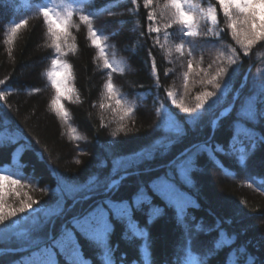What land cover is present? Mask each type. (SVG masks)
<instances>
[{
    "label": "trees",
    "instance_id": "1",
    "mask_svg": "<svg viewBox=\"0 0 264 264\" xmlns=\"http://www.w3.org/2000/svg\"><path fill=\"white\" fill-rule=\"evenodd\" d=\"M23 3L24 0H0V79L7 77L5 84L0 85V90L12 89L7 101H0V165L15 164L13 171L22 167L25 178L33 177L29 181L32 188L22 189L21 193L28 191L39 202L33 205L35 209L54 206L60 199L57 192L60 177L77 184H86L90 178L97 177L101 184L96 191L79 193L75 199L65 196L63 215L55 219V228L50 225L44 228L45 234L50 228L53 232L58 231L60 225L70 220L74 213L106 196H128L141 186L147 189L153 180L174 171L173 165L186 153L195 152L199 144L209 142L226 148L231 138V123L236 109L246 97L258 92L259 86L264 83V42L245 56L227 31L221 33L219 38H197L198 47L194 57L197 60L201 55L204 57L200 67L206 69L216 58L217 50H222L223 44L235 47L239 59L229 67L223 78L229 80V89L218 93V103L212 108L206 105L205 109L196 110L194 96L204 87L199 83L203 73L195 75L197 69L194 61L189 91L185 93L181 73L186 70L187 57H179L173 51L171 57L165 58L159 45H154L156 34L147 31L149 22L142 0H138L140 7L136 15L130 11L134 9L130 0H115L118 6L111 7L108 6L110 0H94L88 5L89 9H104L94 17V26L103 29V34L108 37L106 43L109 47L106 51L109 58L114 56L116 61L121 62L115 66L124 68L123 73H112L113 83L124 98L137 107L134 116L125 121L131 131L112 136L111 132L117 127V118L110 108L99 107L102 102L109 103L103 88L109 70L100 66L102 61L94 59L97 50L86 37V26L80 23L78 17H74L75 22L80 24L78 30L71 29L78 50L75 54L69 53L64 59L73 66L74 79L71 84L79 92L80 102L62 101L70 114L68 123H65L50 107L55 90L45 75L51 67L50 58L53 56V49L47 46L50 39L46 25L34 11L25 10ZM20 19H27L28 23L20 30L12 55L9 56L8 45L4 42L5 29L11 26L12 20L19 22ZM209 26L206 22L202 23L201 31H207ZM220 27H224L222 14ZM169 31L172 33L170 42L179 43L176 27L173 26ZM113 32L117 34L113 35ZM160 40L163 43L162 33ZM205 42L208 46L201 51L199 45ZM152 58L156 61V76L152 74ZM223 64L227 66L226 61ZM215 67L213 65V71ZM166 69L174 71L165 76ZM207 87L213 90L210 85ZM166 88L175 90L177 99L183 97L194 111L185 113L173 105L167 97ZM32 89L39 91L33 92ZM161 103L179 122L183 129L181 134L156 128L155 122L159 118L155 108ZM229 106L230 110L221 116V112ZM197 111L201 113L200 116L189 119L195 117ZM101 117L105 126L101 125ZM70 127L76 128L78 134L86 139L73 140ZM253 127L258 136L264 135V120L258 121ZM158 144L163 146L156 149ZM142 150H153V154L139 165L128 168L127 174L117 173V178L125 176L119 190L106 193L102 185L112 170V161ZM13 153H18L15 161L12 159ZM217 156L229 171L211 162L206 154H200L190 173L191 183H184L177 177L181 191L191 200L185 223H179L173 209L166 208L162 217L147 225L146 243L151 264H177V258L182 255L181 245L186 242L195 251L203 253L213 248L220 233L227 234L228 243L207 264H245L246 261L247 264H264V184L249 179V176L264 177V142L258 143L255 152L247 160L246 168L240 167L233 156L221 153H217ZM257 160L262 163L257 165ZM43 188L48 189L47 193L40 191ZM8 202L17 206L19 204L15 197H9ZM153 202L165 207L156 197H153ZM31 217V211L18 214V219L13 218L17 220L13 229L4 230L0 225V230H31ZM40 217L43 220L42 213ZM136 217L142 225L145 224L146 218L142 213L137 212ZM259 220L262 221L260 224ZM193 225L201 227L197 229ZM121 233L122 226L116 223L111 236L116 264H137L141 259L139 246L145 241L125 240ZM81 243L86 257H92L94 264H99L95 259L96 250L83 240ZM0 249L7 250L0 251V264H20L21 257L26 258L34 251L28 241L23 238L18 240L15 236L0 240ZM121 256L125 257L123 262Z\"/></svg>",
    "mask_w": 264,
    "mask_h": 264
},
{
    "label": "snow or ice",
    "instance_id": "2",
    "mask_svg": "<svg viewBox=\"0 0 264 264\" xmlns=\"http://www.w3.org/2000/svg\"><path fill=\"white\" fill-rule=\"evenodd\" d=\"M93 2L94 0H24L23 8L27 11H34L36 16L43 18L47 36L50 39L47 46L53 49V56L50 58L51 67L45 73L55 90V95L50 101L51 110L61 120L68 123L70 114L62 101L80 102L79 92L71 84L74 79L73 66L64 59L69 53L75 54L78 50L76 37L72 35L71 31L73 28L79 29L80 24L74 20V17H78L80 23L86 26V37L90 41V45L97 50L94 59L102 61L100 66L109 70L103 84L109 103L102 102L99 107L101 109L110 108L117 118V127L111 132L112 136H117L120 133L127 134L131 129L125 121L134 116L137 105L130 104L113 83L112 73H123L124 68L115 66L121 62L116 61L114 56L112 59L109 58L106 51L109 47L106 43L108 37L103 34V29H97L94 26V17L98 11L104 9H89L88 5ZM130 3L134 5V9L130 11L133 15L138 14L140 7L138 0H130ZM142 3L147 10L146 19L149 22L147 31L149 34H156L153 40L154 45H159L165 58L171 57L173 51L179 54V57H187L186 70L181 73L182 87L185 93L189 91L190 76L194 73V61L197 69L195 75L203 73V78L199 83L204 87L194 96L196 110H203L206 105L208 108H212L218 103L220 99L218 93L229 89V80L223 78L228 73L229 67L235 65L239 59L235 47L223 44L221 45L222 50H217L216 58L208 64L206 69L202 68L200 65L204 60L203 55L198 60L194 57V52L198 47L197 38H219L221 33L227 31L245 56H248L255 46L264 42V0H215L214 3L212 0H163L162 3L161 0H142ZM108 6L118 5L115 0H110ZM220 14H222L224 27H220ZM204 22L210 26L207 31L202 32L201 26ZM10 23L11 26L5 29L4 41L8 45L9 56L12 55L13 46L20 30L27 26L28 21L20 19L19 22L12 20ZM136 23L139 22L136 21ZM173 26L178 31L179 43L170 42L172 33L169 30ZM161 33L164 38L163 43L160 40ZM112 34L117 33L113 32ZM207 46V42L199 45L201 51ZM223 61L227 62V66H224ZM213 65H216L214 71L212 70ZM151 69L152 74L156 76L155 58H152ZM172 71L174 69H166L164 75L167 76ZM6 80L7 77L0 79V85H4ZM208 85L213 90H209ZM11 91V88L0 90V101L6 102ZM31 91L38 92L39 89ZM165 91L167 97L171 99V103L181 111L185 113L194 111L185 103L183 97L177 99L175 90L166 88ZM155 113L159 118L155 122L157 129L163 128L177 135L183 132L179 122L163 103L155 108ZM200 114L197 111L196 116L189 119H196ZM260 120H264V83H261L258 92L246 97L236 109L235 117L231 123V138L226 148L224 145H213L209 142L199 144L196 146L195 152L186 153L173 165L174 171L159 176L152 181L147 189L141 186L128 196H106L74 213L71 219L62 223L59 230L55 232L51 228H55V219L63 215L64 197L71 196L75 199L79 193L96 191L101 187L98 178L92 177L86 184H77L60 177L57 181V192L60 199L55 202L54 206L34 209L33 205L39 204V202L33 199L28 191L21 193L22 189L32 188L29 181L33 177L25 178L22 167L13 171V168L16 167L15 164L0 165V225L4 230L13 229L17 224V220L13 218L18 219V214L27 213L29 210L32 212L33 223L31 230L25 229L19 232L0 230V240L15 236L18 240L23 238L32 245L34 251L30 252L26 258L21 257L20 264H61V260L63 264H94L92 257H86L82 240L96 250L95 259L99 261V264H116L115 247L111 244V236L115 231L116 223H119L122 226L121 236L123 239L145 241L139 246L141 259L137 261V264H151L146 243L147 225L155 223L158 218L162 217L166 208L173 209L174 216L179 223H185L187 220V211L191 200L181 191L177 177L184 183H191L190 173L196 166V157L200 154H206L211 162L226 172L229 170L219 161L217 153L235 157L238 165L246 168L247 160L255 152L258 143L264 142V135L258 136L253 127ZM132 122L135 123L134 120ZM101 125L105 126L103 117H101ZM69 131L73 140L86 139L79 135L74 127H70ZM161 146L163 145L158 144L156 149ZM152 154L153 150H142L132 156L113 160L109 177L102 185L104 191L106 193L118 191L125 176L120 175L117 178V173L127 174L128 168L139 165L145 159L150 158ZM12 159L16 160L15 153H13ZM231 174L235 175L234 172ZM249 179L264 184V177L249 176ZM40 191L47 193L48 189L43 188ZM9 197H15L19 201L18 206L10 204ZM153 197L162 201L165 207L155 204ZM83 199H88V197H83ZM137 212L145 216V224L142 225L137 219ZM40 213L43 214V220H41ZM49 225L51 228L45 234L44 228ZM200 227L193 225V228ZM189 235H191V231H189ZM227 243V234L220 233L219 238L214 241L213 248L199 253L192 248L190 243L186 242L181 245L182 255L177 258V264H207L208 260ZM0 251L7 250L0 249ZM120 259L123 262L125 257L121 256Z\"/></svg>",
    "mask_w": 264,
    "mask_h": 264
},
{
    "label": "rangeland",
    "instance_id": "3",
    "mask_svg": "<svg viewBox=\"0 0 264 264\" xmlns=\"http://www.w3.org/2000/svg\"><path fill=\"white\" fill-rule=\"evenodd\" d=\"M204 6L206 7L207 6V4H204ZM16 154V157H17V155H18V153H15ZM257 165H260L261 163H262V161H260V160H257ZM35 209V208H34ZM29 211H31V210H29ZM260 222H262L261 220H259L258 221V223L260 224ZM262 233H264V228H263V232Z\"/></svg>",
    "mask_w": 264,
    "mask_h": 264
}]
</instances>
